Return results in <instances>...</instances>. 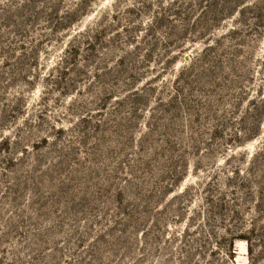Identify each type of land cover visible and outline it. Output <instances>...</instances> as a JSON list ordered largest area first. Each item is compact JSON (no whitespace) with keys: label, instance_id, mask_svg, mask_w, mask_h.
I'll return each mask as SVG.
<instances>
[{"label":"rangeland","instance_id":"374dc122","mask_svg":"<svg viewBox=\"0 0 264 264\" xmlns=\"http://www.w3.org/2000/svg\"><path fill=\"white\" fill-rule=\"evenodd\" d=\"M0 264H264V0H0Z\"/></svg>","mask_w":264,"mask_h":264}]
</instances>
